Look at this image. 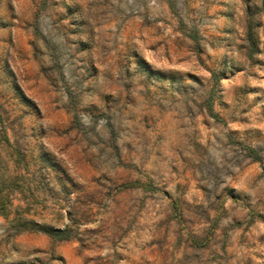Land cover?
<instances>
[{"label":"rangeland","instance_id":"374dc122","mask_svg":"<svg viewBox=\"0 0 264 264\" xmlns=\"http://www.w3.org/2000/svg\"><path fill=\"white\" fill-rule=\"evenodd\" d=\"M0 185V264H264V0H0Z\"/></svg>","mask_w":264,"mask_h":264},{"label":"trees","instance_id":"16d2710c","mask_svg":"<svg viewBox=\"0 0 264 264\" xmlns=\"http://www.w3.org/2000/svg\"><path fill=\"white\" fill-rule=\"evenodd\" d=\"M10 204H11L10 193L7 191H4V189L0 185V215H2L4 217L8 216V208H9ZM16 221H19V222L24 224V226L22 228H20V230L35 229V230L44 232V233L48 234L50 236V238L55 242L69 240L72 237L67 228H64V229L54 228V227L48 226L46 224L36 223L32 219H27V218H23V217H20V218L18 217L16 219ZM25 223L26 224L30 223L31 225H34V226H32L33 228L28 227V226H25Z\"/></svg>","mask_w":264,"mask_h":264}]
</instances>
